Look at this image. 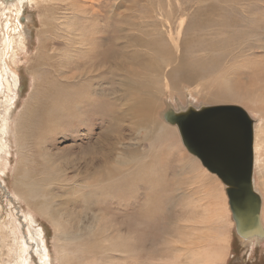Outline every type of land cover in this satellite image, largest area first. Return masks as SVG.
Wrapping results in <instances>:
<instances>
[{
	"label": "rangeland",
	"instance_id": "obj_1",
	"mask_svg": "<svg viewBox=\"0 0 264 264\" xmlns=\"http://www.w3.org/2000/svg\"><path fill=\"white\" fill-rule=\"evenodd\" d=\"M23 8L26 28L10 32L15 41L26 39L16 49L17 63L4 43L0 49L19 82L0 85V112L10 111L0 204L9 209L5 201L11 202L26 226L22 213L41 204L35 219L55 264H196L184 248L199 229L196 236L209 243L231 238L228 252L216 260L212 254L210 264H264V243L246 247L232 212L222 220L209 216L214 194L205 195L209 180L197 174L198 164L205 167L178 129L193 161L188 169L175 144L160 147L172 125L159 105L143 111L148 94L162 88L158 65L170 54L163 114L186 103L239 106L264 140V0H36ZM80 34L86 37L77 45ZM90 47L96 63L77 69L95 56L82 54ZM136 98L141 108L129 114L127 104ZM262 155L254 165L258 184L264 183ZM19 179L32 188L17 186ZM218 200L224 204L222 192ZM261 209L264 228L263 202ZM34 249L28 256L39 264Z\"/></svg>",
	"mask_w": 264,
	"mask_h": 264
},
{
	"label": "bare ground",
	"instance_id": "obj_2",
	"mask_svg": "<svg viewBox=\"0 0 264 264\" xmlns=\"http://www.w3.org/2000/svg\"><path fill=\"white\" fill-rule=\"evenodd\" d=\"M35 1L36 0H0V49L3 50L2 49V43H4L6 49L9 51V53H11L10 57L16 63L18 60V58L14 57L16 55V49H19L20 47H22L25 44V42H24L25 37H23V36L19 37L18 39H20V41L18 42L17 39L15 41L14 38H11L10 32L11 31L16 32L18 25L21 28V30H24L26 28L28 20H26V18H25V14H24L25 10L23 7L30 6ZM3 26L5 27L4 30H3ZM21 30L19 32H21ZM72 32H74V31H70V32H68V34H72ZM76 36L78 39H76L74 41V43L77 45H79L80 42H83V40L86 37L85 34H80V35H76ZM162 38H164V35H161V39L155 40L157 42V44L162 43V41H163ZM83 50L84 51L82 52V54H88V55L92 54V56L93 55H95V56L94 57L90 56L91 58L87 62L81 61L80 67L78 66L77 69H81L82 67L84 68L86 65H91V64L96 63L95 61H93L96 57V50L93 49L92 47L84 48ZM160 51H163V52L166 51V53L168 52L166 47L163 45L160 46ZM101 56L104 57L103 54H101ZM73 57L74 56H72L71 58L73 59ZM170 59H171L170 54H168L167 56H166V54L161 56V59H160L161 63H160V65H158V68L163 69L165 73H163L162 76L158 77L157 83H159V84L162 83V88L157 87L154 92L149 93L148 94L149 99L143 105V111L147 112L146 110H148L150 113H152L153 109L157 105H159V108L161 111L160 116L162 114L163 118H164L165 113L168 110H174L175 112H181V111H185L189 107H195V109H199V106L193 105L192 103H190V104L186 103L182 106L181 105L172 106L173 107L172 109L166 110L163 114L164 109L162 108V105H161L162 102L160 101V99H161L162 95H163V97L165 96V93H166L165 87L168 84L169 76L172 73V72L171 73L169 72V67H168V63H167L168 61H170ZM6 64L7 63H6V61L3 60L2 53L0 52V85H2L3 81H5L10 85V87L13 85L17 86L19 83L18 82V73H16L7 64L8 68L10 70V73H11L10 77H8V70H7ZM37 66L39 67V65H37ZM74 69L76 70V68H74ZM173 71H175V69ZM31 74L32 75L34 74V72L32 70H31ZM74 77L76 78L78 76L74 75ZM71 79H74L73 76ZM205 83L209 84L210 79H209V81H206ZM163 100H164V103H167V105H169L168 100H166L165 98ZM206 100H208V99H206ZM12 101H13V99L9 96L8 97L9 104H11ZM140 103H141V101L137 100V98L135 100H133V102L130 104L126 103L128 105L129 114L133 113L134 110L141 108ZM9 112L10 111L8 110V108H6L4 111L0 112V155L5 153L6 156H8L7 149L10 147L8 145V143L6 142V136L8 135L9 129H10L9 120H8V117H9L8 113ZM1 114H2V118H1ZM85 114H83V115L85 116ZM76 115L78 116L79 114H76ZM87 115H89V114H87ZM79 120H81V119H79ZM79 123H81V122H79ZM168 125H170V124H168ZM255 128H256V126H255ZM164 129L166 132V135H165L166 138H164L162 140V142L160 143V147L168 148V147H170L171 144H175L176 148H173V149L179 154V159H180V162L182 164V167L184 169H188L192 165L193 161H192V159H190L187 156L186 151L183 149L185 147L182 146L183 143L181 144V141H180L179 136L177 134V129H178L177 126H173V125L172 126H166ZM257 132H258V130L256 129L254 131V147H253L254 155H255L254 156L255 169H257L258 165L260 164L259 162L261 161L262 152H263L262 158L264 157V140H259ZM197 164H198V162H197ZM198 168H199V173H197V174L198 175H206V177L209 180V182L207 183L208 187L206 188L205 195L208 196L209 191L214 194V195H211L208 197L209 200H212L211 204L213 206V208L208 209V214L213 219L219 218L220 220H222L224 217H227V215H229L231 212L228 209L229 203H228V205L226 204V200L228 198V196L225 192L226 187L223 185L221 180L218 177H216V175L214 176V174L208 173L206 171V169L203 167L201 168V166L199 164H198ZM216 178H218V179H216ZM210 182H211V184H210ZM213 182H215V184ZM17 186H30V185L26 180L19 179V180H17ZM216 188L220 190V193L221 192L223 193L224 204L219 203L218 199H219L220 193L219 194L214 193V190L216 191ZM254 189L259 194V196L263 202V205H264V183L258 184L254 180ZM18 194L19 193L16 190L15 197L19 198ZM10 203L5 201V207H8V205H9V209L4 208L3 205L0 204V216H2V218H4V219H0V264H32L34 262V258H31L28 256L27 249L33 250L34 248H35L34 249V255L39 256V264H55L53 256L51 255V252L49 251V249L47 247L46 236H45V233L43 231V228L41 227L40 224H38V221L35 219L36 214H38L35 212L37 210L42 211V209L40 208L41 204H39V205L36 204L37 210L35 208H32V209L28 210V212H26V211H24V209H22L24 211L23 213L21 212L22 214H24L23 218L28 223L26 226L21 220L19 210L16 208L12 209L11 208L12 204H10ZM4 211H5V213H4ZM261 212H262V209H261ZM211 222H212L211 220L208 222L206 229H209V224ZM205 223H207V222H203V224H205ZM231 224H232V222H231ZM24 227L27 229V235L24 231ZM57 231L58 230L56 228V232ZM201 231H202L201 229L197 230L196 233H193L191 235L190 239H197V240L201 241L204 245L197 246L193 242H191L189 239L188 245L186 248H184V251L186 253H188L189 255L192 254L196 257V264H210L212 261V254H214L213 257L216 260L217 258L221 257V255H220L221 252H225V253L228 252L231 238H230L229 234H228V236H222V237L216 236V239L215 238L211 239V243H209V237H207V239H205L206 236H202V237L196 236ZM244 242L246 243V247L247 246L255 247L257 245H260L261 243H264V238L252 237V238H249L247 240L244 239ZM212 243H216L218 245V247H216L215 250L212 249L211 250L212 252H210V254L208 255L206 253L209 252ZM164 264H173V263H164Z\"/></svg>",
	"mask_w": 264,
	"mask_h": 264
},
{
	"label": "water",
	"instance_id": "obj_3",
	"mask_svg": "<svg viewBox=\"0 0 264 264\" xmlns=\"http://www.w3.org/2000/svg\"><path fill=\"white\" fill-rule=\"evenodd\" d=\"M164 119L177 126L188 152L225 185L238 236L264 238L262 202L254 189V121L246 110L232 105L189 107L168 110Z\"/></svg>",
	"mask_w": 264,
	"mask_h": 264
}]
</instances>
